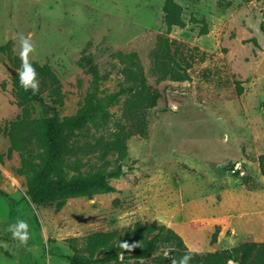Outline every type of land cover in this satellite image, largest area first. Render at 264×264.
<instances>
[{"label": "rangeland", "instance_id": "rangeland-1", "mask_svg": "<svg viewBox=\"0 0 264 264\" xmlns=\"http://www.w3.org/2000/svg\"><path fill=\"white\" fill-rule=\"evenodd\" d=\"M174 2L170 27L166 0H0V248L10 257L71 264L73 244L114 230L123 242L138 221L165 224L202 253L264 242V0ZM19 33L35 43L32 65L55 75L38 76L42 101L17 95ZM141 78L145 101L135 97ZM89 98L107 104L104 118L71 136L65 169L120 166L116 190L32 202L24 158L43 151L35 119L52 107L75 116ZM18 220L28 221L26 244L9 231ZM170 257L163 246L123 264Z\"/></svg>", "mask_w": 264, "mask_h": 264}, {"label": "trees", "instance_id": "trees-1", "mask_svg": "<svg viewBox=\"0 0 264 264\" xmlns=\"http://www.w3.org/2000/svg\"><path fill=\"white\" fill-rule=\"evenodd\" d=\"M173 7H176L174 0H166L165 20L170 27L179 22V16L174 13ZM33 66L38 76H50L52 80L55 79V75L48 66L38 64H33ZM45 82L42 78L41 83L44 85ZM15 83L18 89L17 95L23 101L43 100L40 97V91L35 94L30 90L24 91L20 86L19 76H15ZM137 86L136 99L145 101L146 99L143 98L146 91L145 79L141 78ZM157 99L158 93L147 97L148 105L151 107L157 105ZM106 106V103L89 98L75 116L62 119L57 109L52 107L53 114L46 118L35 119L36 128L33 136L37 138L43 151H41L39 161L24 158V173L28 172H26L28 194L32 202H52L70 196L116 190L110 184L109 179L122 176L123 170L120 166L111 169L103 168L91 173H82L79 166L74 167L76 172L72 174L65 169L68 164L66 157L71 136L89 124H100L104 118L103 112ZM142 108L143 104L136 107L139 110ZM19 124L20 120L12 121L10 130H14ZM137 131L144 132L142 128H138ZM116 135L114 141L116 146L126 153L125 139L121 137L120 131ZM118 234L117 230L96 231L88 235L86 246L83 249L73 244L74 254L71 257V264H123L131 260L139 263L140 260L155 256L163 246L167 247L171 253L166 264H174V262L178 264L186 254L192 257L189 264H264V242L262 241L250 240L239 246L202 253L190 250L180 234L157 221L136 222L132 228L126 230V239L123 242L117 243Z\"/></svg>", "mask_w": 264, "mask_h": 264}, {"label": "clouds", "instance_id": "clouds-1", "mask_svg": "<svg viewBox=\"0 0 264 264\" xmlns=\"http://www.w3.org/2000/svg\"><path fill=\"white\" fill-rule=\"evenodd\" d=\"M18 39L20 43V52L19 57L21 60V68L18 73L20 86L24 91H31L33 94L39 91L40 81L38 79V73L36 68L32 65L29 60L31 54H34L36 51L35 43L31 39V34L25 35L23 33L18 34ZM28 221L18 220L16 225L9 227V231L12 232L14 238L20 240L21 243L26 244L30 238ZM125 247L127 245H124ZM191 255L183 256L178 264H189L191 260ZM176 264V262H174Z\"/></svg>", "mask_w": 264, "mask_h": 264}, {"label": "crops", "instance_id": "crops-1", "mask_svg": "<svg viewBox=\"0 0 264 264\" xmlns=\"http://www.w3.org/2000/svg\"><path fill=\"white\" fill-rule=\"evenodd\" d=\"M0 264H22L18 259L10 257L0 248Z\"/></svg>", "mask_w": 264, "mask_h": 264}]
</instances>
